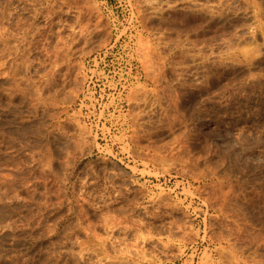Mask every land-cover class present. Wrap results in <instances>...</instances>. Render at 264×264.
Listing matches in <instances>:
<instances>
[{
    "label": "rangeland",
    "instance_id": "rangeland-1",
    "mask_svg": "<svg viewBox=\"0 0 264 264\" xmlns=\"http://www.w3.org/2000/svg\"><path fill=\"white\" fill-rule=\"evenodd\" d=\"M0 264H264V0H0Z\"/></svg>",
    "mask_w": 264,
    "mask_h": 264
}]
</instances>
